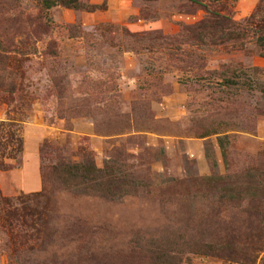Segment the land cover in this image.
<instances>
[{
    "label": "rangeland",
    "instance_id": "374dc122",
    "mask_svg": "<svg viewBox=\"0 0 264 264\" xmlns=\"http://www.w3.org/2000/svg\"><path fill=\"white\" fill-rule=\"evenodd\" d=\"M199 1L0 0V264H264V0Z\"/></svg>",
    "mask_w": 264,
    "mask_h": 264
},
{
    "label": "trees",
    "instance_id": "16d2710c",
    "mask_svg": "<svg viewBox=\"0 0 264 264\" xmlns=\"http://www.w3.org/2000/svg\"><path fill=\"white\" fill-rule=\"evenodd\" d=\"M189 1L192 4L201 6L202 9H204V12H206L208 14V11L206 10L205 6H203L199 0H189ZM55 6H62V7L70 8V9H74V10L81 8V5L79 4V0H37L36 16L33 18H31V17L26 18V22H27L26 24L28 25V27L31 28V26L34 25L35 22H37L41 19V16H43L41 13L43 11H46L52 7H55ZM250 17L253 18L254 15H252ZM206 20H212L211 25L210 24L208 25L209 28L210 27H216L220 21H227L228 22V18H226L224 16H218V15H215L213 13H209ZM249 24H251L253 26V23H249ZM250 28L252 29V33H254V35H255L254 40H253V44L255 47H257L259 56L261 58H264V26L258 27L256 25H254L255 29H253V27H251V26H250ZM201 35H203V34H201ZM11 53H14V48H11L7 44L6 41L4 43L3 41L0 40V92L5 93L7 95L14 94V92H15V88H14V85L12 83V80L5 83L6 80H5V78H3V72L6 69V66H7L6 63L9 60V56L11 55ZM223 82L227 83V81L225 79L223 80ZM16 152L17 153L20 152V147L17 148ZM65 172L67 175H72L74 178H78L81 181H89V182L93 181V184H95L96 181H95V179H93L92 175H96V173L99 174L100 172L103 173L104 171H103V169L98 170V169L92 168V166L91 167H89V166L83 167L78 163V164L69 165ZM89 175L91 176L90 178H89ZM104 176L110 182H111V180H113V178H111V174L109 172L107 174H105ZM210 241H213V240L210 238ZM210 243L201 242V244H199L197 247H200V248L203 247V248L207 249V251H211V253H216V255H220V253H222V255H223L222 257H225L226 259H230V260L233 259V256H231V255H234V252L232 250H229L228 247L223 248L224 252H222V250H218V252H216L217 250H213ZM204 251H206V250H204ZM261 251H262V249H255L256 253H259ZM203 253L206 254V252H203Z\"/></svg>",
    "mask_w": 264,
    "mask_h": 264
}]
</instances>
